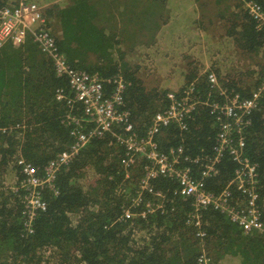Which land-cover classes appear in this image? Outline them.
Wrapping results in <instances>:
<instances>
[{
  "label": "trees",
  "instance_id": "1",
  "mask_svg": "<svg viewBox=\"0 0 264 264\" xmlns=\"http://www.w3.org/2000/svg\"><path fill=\"white\" fill-rule=\"evenodd\" d=\"M151 1L155 4L159 0ZM254 1L264 7V0ZM217 3L216 15L222 21L216 22L217 29L225 31L232 47L264 54V29L256 28L243 2ZM10 4L15 0H0V5ZM43 14L44 27L55 36L70 65L97 73L106 95L115 89V75L121 73L130 82L123 94L124 108L130 111L137 131L144 133L155 112L167 105V89H149L135 70L121 71L112 61L113 53L120 52L116 47L120 40L95 23L98 10L92 0H68L66 5L51 2ZM196 21L194 25L200 26ZM213 71L207 73L216 75L218 85L211 86L207 75L196 84L199 98L206 103L186 116L185 128L171 123L155 136L166 153L182 148L175 167H190L194 178L201 177L216 152L217 116L221 114L215 101L221 104L226 100L218 95L219 88L226 89L230 97L238 93L241 99L248 98L259 91L264 68L252 84L228 80L230 74L223 75L219 68ZM194 76L188 78L186 72L187 83ZM59 89L64 97L72 95L67 80L56 75L52 60L31 35L21 44L0 47V264H197L202 248L197 227L189 221L191 197L179 193L176 178L159 173L142 189L149 159L140 156L124 167L125 147L109 132L92 137L67 163L58 166L41 194L46 208L38 213L33 233L25 234L22 204L12 189L24 177L18 160L42 170L62 152L71 150L76 142L71 130L86 132L94 126L81 103H75L71 111L80 119L79 124L65 121L69 108L66 98L57 99ZM259 92L256 107L245 115L247 126L232 134L233 140L243 137L244 146L237 150L257 164L258 204L264 219V88ZM229 154L223 152L215 164L217 172L204 178L206 189L217 193L234 177L236 164ZM9 170L14 185L4 187ZM230 190L236 201L247 199L235 185ZM201 223L205 232L202 246L211 259L209 264H222L226 257L238 258L239 264H264V234L245 232L220 210H203Z\"/></svg>",
  "mask_w": 264,
  "mask_h": 264
},
{
  "label": "built area",
  "instance_id": "2",
  "mask_svg": "<svg viewBox=\"0 0 264 264\" xmlns=\"http://www.w3.org/2000/svg\"><path fill=\"white\" fill-rule=\"evenodd\" d=\"M247 15L255 22L256 28L264 29V7L254 0H241ZM17 2V3H16ZM44 6L34 0H15V4L0 5V47L6 43L15 45L25 41L28 35L38 43L41 50L53 62L55 73L58 77L67 80L71 96L64 97L62 89L57 92V99L66 98L69 108L65 117L68 123L79 124L80 119L71 114L75 103H81L83 112L88 116V121L94 126L84 132L79 129L71 130L76 136V142L69 152H62L57 159L49 161L42 170L32 168L25 160H18L23 165L24 177L12 189L21 201L20 216L22 230L25 234L34 231V221L38 213L46 208V203L41 194L53 177V173L62 163H67L70 158L84 146L92 137L102 136L105 132L111 133L115 140L125 147V156L122 159L124 167H128L140 156L149 159L145 167V176L140 185L142 189L147 187L148 179L158 173L174 177L179 184V193L184 197H191L193 214L189 213V221L197 227L196 236L200 238L201 254L197 257V264H209L210 257L202 246L205 232L201 227V214L203 210H220L228 217L237 222L245 232L256 231L264 234V219L259 208V190L257 180V164L252 162L237 147L244 146L243 137L239 135L233 140L232 132L237 134L248 121L245 115L256 107L260 92L264 88V71L262 85L259 91L252 92L248 98L241 99L238 93L231 97L226 89L219 88L218 95L226 99L223 103L215 101L221 115L217 116L218 135L216 151L213 157L205 165L200 178H194L190 167L176 168V163L181 157L182 148L170 149L164 152L160 149L155 139L163 128L171 123H176L181 129L185 128V118L197 105L205 104L195 90L197 80L190 81L187 88L179 92L169 91L166 93L167 105L151 117L150 123L140 134L130 120V111L124 108L123 94L130 82L122 75H115L112 80L115 89L110 95H106L103 89L102 79L97 73H89L79 70L70 65L65 55L60 51L55 36L43 25ZM207 81L211 86H217V77L213 72L207 74ZM229 151L232 160L236 164L234 177L221 189L214 193L206 189L205 177L214 175L217 171L215 164L220 160L223 152ZM185 159H188L185 157ZM235 185L236 189L247 194L240 200L235 199L230 190ZM149 202L146 206L149 207ZM159 207H162L160 204ZM127 215H129L127 213ZM23 234V233H22ZM23 234V235H25Z\"/></svg>",
  "mask_w": 264,
  "mask_h": 264
},
{
  "label": "rangeland",
  "instance_id": "3",
  "mask_svg": "<svg viewBox=\"0 0 264 264\" xmlns=\"http://www.w3.org/2000/svg\"><path fill=\"white\" fill-rule=\"evenodd\" d=\"M36 1L39 3L41 2V0ZM188 1L191 0H165L163 5H165L164 8L166 9L161 11L159 10L161 7H155V4L151 0H127L126 9L128 12L135 14V11H145L142 15L144 18L142 23L146 27L153 28L152 31H147L145 33L147 38L145 45L150 47V50L154 53L152 55L155 57L156 71H152L151 67L147 65H144L143 68L140 69V78L149 89L156 86L158 88L160 87V90L167 89V92H179L188 86L189 82L187 83L185 80V74L188 72V38H183V35L188 34V27L193 25L192 22H190L191 18L188 17V5L185 4ZM197 4L200 5V13L196 21L197 24H200L206 34H210L212 31L220 33V30L217 29V26L219 25H217L214 20L215 16L218 18L216 14L218 7L220 6L217 3V0H197L196 5ZM167 9L168 13L172 16V19L164 21L169 24L168 29H166L167 31L163 33V37H161L159 41H157L158 39L153 40L152 38H149L151 36H157V20L163 21V17H168ZM154 11L156 12V15H153ZM131 22L132 21L125 20V25L131 24ZM221 23L222 22H219L218 24ZM132 31L135 34V39L132 40H136L138 32L134 30ZM197 36L198 34L196 33V36L194 35L190 40L193 38L199 39L200 37ZM205 38L206 37H203V41ZM226 39L228 38H225V40ZM120 41L122 43L121 47H123L122 45L126 43V40ZM177 43L186 44L187 46L184 48L173 46ZM152 45H158L160 50H158V52L156 49L152 50ZM232 46L233 42L232 44H229L228 41L220 42V40H218V43H213V45L209 48L210 54L206 55L204 62L202 63V66L207 65V67H203L200 79H202V76L206 77L208 74L207 71H213L214 68H219L223 75L229 73L230 75L227 79H234L236 82L248 81L245 82V84H252L256 78H258L259 72L264 68V54L262 52L258 55L256 53H244ZM219 47H221L222 50H218L217 48ZM179 49L185 50L184 52L186 53H180ZM124 50H126V48H124ZM139 57H143V55L139 54ZM145 59H149V56L145 55ZM185 67L186 70L184 71ZM183 75L185 80L183 84L172 87L178 84V81L176 80H180ZM194 78L195 77L192 79L194 80ZM197 80L200 82L199 79ZM10 171L11 170L7 172L5 180H3L6 183L4 187H11L14 185V182H11L12 176ZM88 173L92 174L91 172ZM233 260L235 259L233 258Z\"/></svg>",
  "mask_w": 264,
  "mask_h": 264
},
{
  "label": "crops",
  "instance_id": "4",
  "mask_svg": "<svg viewBox=\"0 0 264 264\" xmlns=\"http://www.w3.org/2000/svg\"><path fill=\"white\" fill-rule=\"evenodd\" d=\"M196 1L197 0H191L185 3L186 5H188V13H189L188 17L191 18L190 22H193V25L191 27H188V34L183 35V38H188V52H187L188 54V78L191 74H195L194 80L199 79L200 81H203L204 76H202V79H200L202 75L201 72L203 70V67L205 68L207 67V65L202 66V63L204 62L206 55L210 54L209 48L213 45L214 42L218 43V40H220V42L228 41L229 44H232V40L226 35L225 31L221 33H215V31H212V33L206 34L201 26L194 25V22L198 19V15L200 13L199 12L200 5L199 4L196 5ZM41 2L40 3L37 2V3L43 5L44 8H46V6L49 5L51 2H56L60 5H66L68 0H41ZM92 3H94V6L98 10V15L95 18V23L98 24V26L101 25L104 29H106V32H109L107 35H109L114 40H126V43L122 45L124 48H126V50H124V48L121 47L122 43L120 41L116 45V47L118 46L120 52L119 53L114 52L112 55L113 56L112 61L118 63L120 70L124 71L125 68L127 70L131 68V70H135L137 72L139 77L141 75L140 69L143 68L144 65L151 67L152 71H156V63L154 59L155 57H153L152 55L154 53L150 50V47L145 45V42L147 39L145 33L147 31L150 32L153 30L152 27L151 28L146 27L142 23L144 21V18L142 17V15L145 13V11L143 12L135 11V14L129 13L128 10L126 9L127 0H92ZM164 3H165V0H159L155 3V7H162ZM165 9L166 8L164 9L159 8V10L161 11ZM167 13H168V9H167ZM131 15H134V16H131ZM153 15H156L155 11ZM163 18H166L167 20H169V19H172V16L169 15L168 13V17H163ZM125 20L132 21V22L131 24L125 25ZM214 20H215V23L217 22V24L219 22H222L221 20L218 21V18H216V16ZM168 27H169L168 23L164 22L161 25L157 23V28H158L157 36L155 37L151 36L149 38H152L153 40L158 39L157 41H159V39L163 37V33L167 31L166 29H168ZM197 27H200V28H197ZM132 30L138 32V36L136 40H132V39H135L134 38L135 34L133 33ZM196 33L198 34L197 37H200V38L199 39L193 38L192 40H190L194 35L196 36ZM203 37H206L204 41H203ZM225 38H228V39L225 40ZM173 46H176V47L179 46L180 48H184L187 45L177 43L176 45H173ZM153 49H156L157 52L158 50H160L158 45L156 46L152 45V50ZM217 49L222 50L221 47ZM128 50H131V51H128ZM184 51L185 50H180V53H183V54L186 53ZM139 54L143 55V57H139ZM145 55H148L149 59H145ZM126 66H128V68ZM185 70H186V67L184 68V71ZM120 75L122 74L120 73ZM176 81H178V84L172 87L182 85L183 82L185 81L184 75L180 80H176ZM154 88L159 89L160 87L158 88L154 86ZM221 262L222 264H232L231 262H233V264H239V259L235 258V260H233V258L231 257H229V259L226 257Z\"/></svg>",
  "mask_w": 264,
  "mask_h": 264
}]
</instances>
